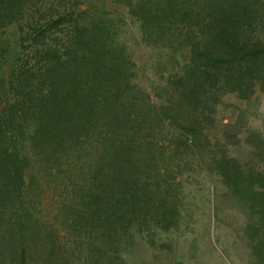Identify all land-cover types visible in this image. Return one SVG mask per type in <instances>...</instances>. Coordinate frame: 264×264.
<instances>
[{
  "label": "rangeland",
  "instance_id": "374dc122",
  "mask_svg": "<svg viewBox=\"0 0 264 264\" xmlns=\"http://www.w3.org/2000/svg\"><path fill=\"white\" fill-rule=\"evenodd\" d=\"M247 1V36L264 39V0ZM203 3L20 0L11 9L0 0V102L13 97L23 39L47 28L43 45L64 53L72 23L108 31L109 59L134 100L106 156L98 134L81 130L70 142H25L23 183L1 169L0 264H264V82L245 93L219 84L205 108L176 105V83L208 34ZM74 11L83 19L50 22ZM173 111L198 119L194 137Z\"/></svg>",
  "mask_w": 264,
  "mask_h": 264
},
{
  "label": "trees",
  "instance_id": "16d2710c",
  "mask_svg": "<svg viewBox=\"0 0 264 264\" xmlns=\"http://www.w3.org/2000/svg\"><path fill=\"white\" fill-rule=\"evenodd\" d=\"M18 1L5 0L6 8L14 9ZM203 4L208 11L204 21L208 34L195 43L191 62L176 83L180 110L183 105L192 110L205 108L209 90L219 84L245 93L255 82H264V39L247 36L248 26L255 21L249 1L204 0ZM179 5L176 1L170 8L176 13ZM68 16L74 22L83 19L75 12L50 22L58 26ZM73 25L74 30L65 28L71 43L63 48L64 53L56 45H43L47 28L37 31L31 44L23 39L9 80L13 97L5 104L0 102V172L14 167L18 184L25 182V166L30 162L25 142L31 147L46 138L65 143L82 130L89 138L98 134L97 147L106 156L111 151L110 134L117 133L122 120L133 114L126 102L130 105L134 100L121 86L118 65L115 70L116 64L109 59L108 31ZM97 113L103 116H93ZM173 115L176 122H186L182 132L187 139L201 127L195 117L188 120L174 111Z\"/></svg>",
  "mask_w": 264,
  "mask_h": 264
}]
</instances>
